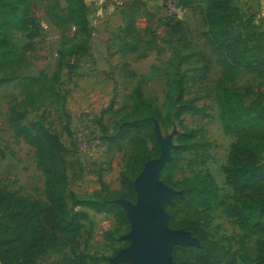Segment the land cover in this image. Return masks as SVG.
Wrapping results in <instances>:
<instances>
[{
    "label": "rangeland",
    "instance_id": "1",
    "mask_svg": "<svg viewBox=\"0 0 264 264\" xmlns=\"http://www.w3.org/2000/svg\"><path fill=\"white\" fill-rule=\"evenodd\" d=\"M29 1L38 33L29 39L26 33L9 32L23 56L19 63L12 60L0 70V79L12 78L0 82V188L28 201L45 200L44 177L36 166L34 149L15 133L16 123H38L58 134L66 147L68 186L80 199L99 202L123 192L121 175L136 142L131 122L138 88L142 96L156 100L165 118L163 125L153 118L158 148L145 162L161 155V140L168 144L166 177L160 176L162 168L157 178L171 191L163 199L164 210L184 188L212 180L216 199L204 206L178 205L174 223L190 219L200 224L215 242L220 264H256L263 236L247 232L238 223L241 203H249L251 196H237L225 180L234 137L220 123L216 82L224 71L205 38L204 12L211 0H179L180 4L84 0L90 39L86 50L76 55L71 46L80 34L66 20L64 0ZM232 4L242 14L235 21L237 29L264 35V0H232ZM31 78L38 81L31 84ZM228 85L246 92L248 105L264 92V79L244 69ZM137 197L136 191L128 201L135 205ZM118 199L123 198L111 202ZM121 207L125 219L115 211H96L68 201L72 214L83 211L87 218L68 246L47 247L34 264H113L112 259L133 244L128 237L132 225ZM165 212L170 230L197 239L191 231L170 226ZM182 258L178 253L173 261L178 264Z\"/></svg>",
    "mask_w": 264,
    "mask_h": 264
},
{
    "label": "trees",
    "instance_id": "2",
    "mask_svg": "<svg viewBox=\"0 0 264 264\" xmlns=\"http://www.w3.org/2000/svg\"><path fill=\"white\" fill-rule=\"evenodd\" d=\"M172 1L180 4L179 0ZM64 2L66 20L80 34L71 46V53L76 55L86 50L90 39L87 7L84 0ZM32 7L29 0H0V70L12 60L19 63L23 56V52H19L12 43L9 32L26 33L29 39L37 35L38 25L31 15ZM240 15L232 0H211L204 12L207 26L205 38L207 44L217 52L224 71L216 82L220 123L224 132L234 137L230 145L229 162L224 167L225 180L237 196H251L249 203H241L238 223L247 232L262 234L263 238L258 242L256 264H264V158L261 157L264 147V92L248 105L246 92L228 85L242 69L264 79V35L260 31L237 29L235 21L240 19ZM27 49L28 46L24 48ZM58 73L55 72V78ZM11 79L1 78L0 82H9ZM37 81V78H31L30 83ZM28 95L32 102V92L28 91ZM135 109L136 115L131 126L136 134V142L121 175L123 192L109 194L99 202L82 200L69 189L66 172L68 151L58 134L38 123H16V135L34 149L36 166L44 177L45 200L28 201L0 188V264H34L37 256L47 247L61 249L68 246L78 233L81 222L87 218L83 211L72 214L68 201L71 205L87 206L96 211H115L116 215L125 219L121 205L111 200L135 198L134 181L158 148L153 118H158L162 125L165 121L156 100L142 96L138 88L135 90ZM171 163H174V159ZM165 175L166 168H163L160 176L165 178ZM216 191L213 181L207 180L198 187L184 188L165 205L170 226L191 231L199 241V245H178L173 248L174 259H177L178 253L183 256L178 264L222 262L215 242L208 238L200 224L190 219L176 223L173 221L178 205H207L216 199Z\"/></svg>",
    "mask_w": 264,
    "mask_h": 264
},
{
    "label": "water",
    "instance_id": "3",
    "mask_svg": "<svg viewBox=\"0 0 264 264\" xmlns=\"http://www.w3.org/2000/svg\"><path fill=\"white\" fill-rule=\"evenodd\" d=\"M161 155L146 163L136 177L137 203L118 199L132 225L128 237L133 244L120 251L112 263L130 260L133 264H175L172 257L174 245H198L190 233L182 230H170L166 225L167 213L162 202L170 197L171 191L160 185L158 174L169 160V146L161 140Z\"/></svg>",
    "mask_w": 264,
    "mask_h": 264
},
{
    "label": "built area",
    "instance_id": "4",
    "mask_svg": "<svg viewBox=\"0 0 264 264\" xmlns=\"http://www.w3.org/2000/svg\"><path fill=\"white\" fill-rule=\"evenodd\" d=\"M106 0H93L94 3H99V4H102L104 3Z\"/></svg>",
    "mask_w": 264,
    "mask_h": 264
}]
</instances>
